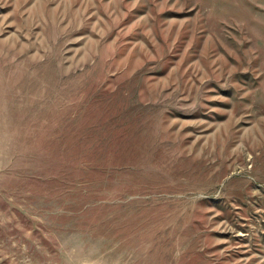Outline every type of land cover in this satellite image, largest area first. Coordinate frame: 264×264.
<instances>
[{"label": "rangeland", "instance_id": "obj_1", "mask_svg": "<svg viewBox=\"0 0 264 264\" xmlns=\"http://www.w3.org/2000/svg\"><path fill=\"white\" fill-rule=\"evenodd\" d=\"M0 264H264V0H0Z\"/></svg>", "mask_w": 264, "mask_h": 264}]
</instances>
